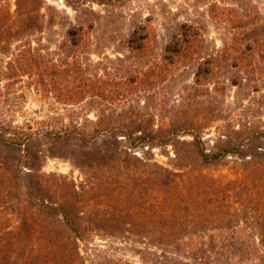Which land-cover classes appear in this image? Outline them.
<instances>
[{
    "label": "trees",
    "instance_id": "1",
    "mask_svg": "<svg viewBox=\"0 0 264 264\" xmlns=\"http://www.w3.org/2000/svg\"><path fill=\"white\" fill-rule=\"evenodd\" d=\"M63 17L47 0H16L14 10L0 0V54L7 57L0 75L9 84L28 76L43 96L67 106L82 103L81 94L104 98L102 77L73 61V20ZM57 25L66 39L52 47L43 34ZM182 36L167 46L177 57H166L173 66L193 51L199 32L189 25ZM262 45L255 38L242 51L251 55ZM205 62L197 74L212 76L216 60ZM163 71L158 64L132 69L124 91ZM7 111L0 106V264H87L81 244L91 232L135 237L145 249L141 263L97 254L90 264H264V130L233 129L207 149L196 120L155 129L151 118L101 113L34 126L15 123ZM182 127L192 129L191 141L179 138ZM138 144L173 146L177 168L142 157ZM228 156L242 161V178L182 171L180 161L189 158L209 167ZM48 157L72 160L84 181L44 172Z\"/></svg>",
    "mask_w": 264,
    "mask_h": 264
},
{
    "label": "rangeland",
    "instance_id": "2",
    "mask_svg": "<svg viewBox=\"0 0 264 264\" xmlns=\"http://www.w3.org/2000/svg\"><path fill=\"white\" fill-rule=\"evenodd\" d=\"M4 2L5 7L15 9L16 0ZM47 2L65 20H73V42H77L73 43V61L85 74L102 77L106 95L81 94L82 103L67 106L43 96L28 76L9 84L0 75V106L8 109V119L39 126L42 121L54 123V119L81 122L86 116L96 118L101 113L122 118L137 114L151 118L155 129H167L177 118L196 120L194 131L207 149L233 129L264 130V0H73V8L67 0ZM79 25L83 30H78ZM189 25L199 32L196 45L173 66L166 57H177L167 51V46L176 47L173 41H181ZM43 36L52 47L66 39L61 25L46 30ZM255 38L263 43L262 49L252 56L243 53L242 48ZM213 58L217 64L214 74L198 75L199 64L208 66L205 61ZM6 60L0 54V67L5 68ZM155 64L164 67L159 77L124 91L123 82L132 69L145 72ZM183 128L178 131L179 138L191 141L192 129ZM134 150L142 157L177 168L173 146L147 150L138 144ZM180 162L185 164L182 171L186 174L202 170L226 181L245 174L242 161L235 156L209 167H203L196 158ZM42 170L66 175L77 185L85 179L83 171L67 158L48 157ZM81 249L87 264L99 257L97 254L141 263L145 244L135 237L91 232Z\"/></svg>",
    "mask_w": 264,
    "mask_h": 264
}]
</instances>
